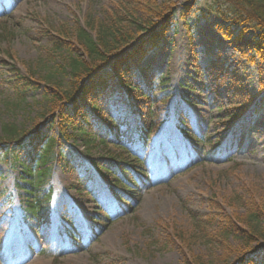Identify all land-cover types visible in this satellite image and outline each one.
Masks as SVG:
<instances>
[{
    "label": "rangeland",
    "instance_id": "obj_1",
    "mask_svg": "<svg viewBox=\"0 0 264 264\" xmlns=\"http://www.w3.org/2000/svg\"><path fill=\"white\" fill-rule=\"evenodd\" d=\"M132 2L140 8L134 19L147 22L144 37L159 22L148 9L170 3ZM127 4L0 0V148L13 144L4 139L6 125L17 139L37 127L42 135H58L50 114L54 95L68 91L73 81L68 61L76 28L86 27L90 16L112 17ZM217 21L215 11L191 30L179 20L174 34L150 47L138 66L133 62L131 83L140 81L149 94L144 105L157 115V125L147 129L145 106L116 100L115 93L107 96L100 107L116 127H101L90 149L74 137L62 144L43 189L51 193L42 216L27 210L31 198L17 185L18 161L0 158V264H184L190 250L214 264L236 258L242 243L234 237L223 241L217 231L226 226L224 218L241 226L250 208L264 210V106L258 108L264 100V61L250 63L242 54L253 41L251 30L232 44L213 29ZM56 39L61 48L51 42ZM122 54L112 55L103 70L116 76ZM210 63L220 64L236 83L211 74ZM13 69L35 88L20 95L21 87L9 81ZM106 167L129 188L115 186ZM196 222L207 226L201 239L195 236ZM180 231L188 240L177 237Z\"/></svg>",
    "mask_w": 264,
    "mask_h": 264
},
{
    "label": "trees",
    "instance_id": "obj_2",
    "mask_svg": "<svg viewBox=\"0 0 264 264\" xmlns=\"http://www.w3.org/2000/svg\"><path fill=\"white\" fill-rule=\"evenodd\" d=\"M128 1L129 4L123 8L122 12H115L112 17L106 16L104 19L90 16L86 21V27L76 28L74 57H70L68 61L73 81L68 91L54 95L53 101L56 105L50 114L51 126L57 128L58 135L55 137L42 135L37 127L33 132H22V138L17 139L13 127L6 125L4 128V139L13 144L0 148V158L5 162L8 159L11 162L18 161L17 185L31 198H28L27 210L32 216L40 217L48 209L51 192L43 189L51 181L54 165L61 158L62 144L74 137L90 149L94 146L101 127L109 130L116 127V122L109 121L100 107V103L107 96L115 93L119 96L116 100H126V103L134 107L140 104L145 106V103L151 101L149 94L141 87L142 83L138 81L132 85L131 77L139 63L144 60L150 47L157 45L158 40L167 34H174L177 31L179 20H183L185 26L191 30L199 20H208L209 14L215 11L221 21L213 23V29L232 44L241 41L251 30L253 41L248 44L245 51H242V54L250 63L256 60L264 61V0H205L204 4L202 0H182L180 4L174 0H168L170 1L168 4L165 2L163 6L155 5L151 7L153 9H148L159 22L154 23L157 29L146 37L142 33L149 32L145 27L147 22L134 19L140 12V8L137 5L134 7L132 0ZM130 8L132 10H129ZM193 21L194 24H192ZM130 22L136 24L135 32L129 29ZM89 31L95 35L93 36ZM51 42L55 48L62 46L58 39ZM132 43L131 49L125 51L126 47ZM65 45L69 46L70 43ZM123 52L124 54L117 59L118 74L115 76L111 72H105L103 68L110 64L111 56ZM135 61L136 67L133 65ZM207 69L224 81L232 80L234 84L236 83V79L220 64L211 63ZM11 72L12 77L9 81L15 88L21 87L20 95L23 96L25 91L35 88L30 79L21 76L17 69ZM83 79L87 83L84 84ZM236 90L237 87L234 86V95L239 94ZM240 95L243 98L246 97L244 93ZM81 97L85 99L84 102ZM262 106H264V100L258 102V108ZM146 108L145 125L151 130L157 124V115L151 107ZM69 128L76 134L68 133ZM127 135L126 133L124 136ZM25 136L29 138L27 143L23 139ZM105 140L106 136L100 138L101 142ZM20 154L23 155L19 159ZM111 158L114 159L113 156ZM115 162L119 160L115 159ZM125 162L126 160L122 159V163L125 164ZM105 170L111 174L115 186L122 185L124 188H129L115 171L109 170L108 167ZM224 220H226V226L218 229V236L223 241L234 237L242 243L236 258L231 263L226 260L224 263L264 264V210L250 208L248 214L241 218L242 227L228 218ZM196 224L195 236L201 239L207 234V226L203 222H196ZM176 233L183 242L188 240L185 233L181 231ZM183 262L184 264H214L201 255L194 254L192 250H190V257L185 258Z\"/></svg>",
    "mask_w": 264,
    "mask_h": 264
},
{
    "label": "bare ground",
    "instance_id": "obj_3",
    "mask_svg": "<svg viewBox=\"0 0 264 264\" xmlns=\"http://www.w3.org/2000/svg\"><path fill=\"white\" fill-rule=\"evenodd\" d=\"M160 135H164V130L162 129L161 131H160ZM242 144H237V148L239 147V146H241Z\"/></svg>",
    "mask_w": 264,
    "mask_h": 264
}]
</instances>
